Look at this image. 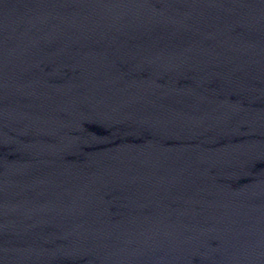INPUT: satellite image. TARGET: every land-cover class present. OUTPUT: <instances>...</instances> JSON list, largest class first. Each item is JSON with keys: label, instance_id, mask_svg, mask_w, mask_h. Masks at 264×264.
<instances>
[{"label": "water", "instance_id": "1", "mask_svg": "<svg viewBox=\"0 0 264 264\" xmlns=\"http://www.w3.org/2000/svg\"><path fill=\"white\" fill-rule=\"evenodd\" d=\"M0 264H264V0H0Z\"/></svg>", "mask_w": 264, "mask_h": 264}]
</instances>
